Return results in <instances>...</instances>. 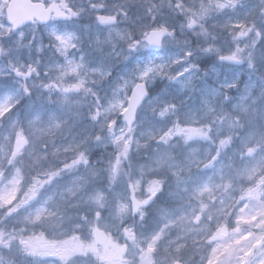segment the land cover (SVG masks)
<instances>
[{"label":"clouds","instance_id":"obj_1","mask_svg":"<svg viewBox=\"0 0 264 264\" xmlns=\"http://www.w3.org/2000/svg\"><path fill=\"white\" fill-rule=\"evenodd\" d=\"M69 2L78 15L56 21L71 26L65 30L75 35L70 48L58 50L50 38L53 21L36 24L34 41L0 30V68L22 61L27 50L29 62L40 61L46 73L22 99L24 111L16 108L6 119L19 120L25 135L22 177L38 181L37 192L44 189L53 205L35 229L21 217L6 222L23 199L0 213V264H34L22 241L40 232L47 239L74 238L79 250L57 256L61 264H199L198 241L206 237L165 223L163 214L182 203V185L205 170L212 175L214 161L233 172L251 157L264 162V0ZM50 3L67 10L64 0ZM99 14L112 19L101 23ZM159 28L165 29L161 45L151 49L162 54L129 66L150 49L145 34ZM237 49L238 62L221 58ZM158 57L164 67L140 75L138 65H159ZM205 58L210 63L202 66ZM68 59L78 70L62 76ZM74 82L82 86L66 93ZM24 188L29 196L32 184ZM5 203L0 200V207ZM231 212L228 207L219 223L226 224ZM174 229L184 237L179 244ZM157 233L158 242L152 240Z\"/></svg>","mask_w":264,"mask_h":264},{"label":"snow or ice","instance_id":"obj_2","mask_svg":"<svg viewBox=\"0 0 264 264\" xmlns=\"http://www.w3.org/2000/svg\"><path fill=\"white\" fill-rule=\"evenodd\" d=\"M64 4L66 11L58 4H51L50 0H32L33 14L21 23L12 17L9 0H0V30L12 29L11 35L18 41H22L25 35L30 36L34 41L37 23L70 19L78 15L69 0H64ZM111 19L112 17L108 15H98V21L104 24H107ZM49 28H51V24H49ZM164 33V28L146 33L144 37L146 47L158 48ZM49 36L58 46V50L70 48L75 39L73 33L54 28L49 31ZM41 49L42 45L38 46L37 50ZM238 51L237 49V51L221 58L229 63L238 62L240 59L237 55ZM157 59L161 61L159 65L154 60H148L143 65H138L140 75L149 76L160 71L164 67L163 58L158 57ZM39 64L38 60L24 62L17 58L8 68H0V88H8V78L14 80L16 84L14 90L0 92V129H4L3 132H0V169H3V174L0 175V200L6 202L5 207H0V213L12 209L13 205L23 199L22 207L10 211L6 222L11 221L14 217H21L26 223L30 222L33 229L39 227L41 222L48 218V212L53 208V205L45 199L44 189H39V193L37 192L38 181H33L31 177H22V170L18 165L25 135L19 120L6 118L14 112L25 96L33 94L37 88L36 80L46 76V73L39 68ZM78 67L71 59H68L67 67L63 69L61 75L63 76L64 72L76 73ZM41 86L47 88L55 85L42 84ZM81 86L82 82L71 83L69 87L65 88V92L70 93L72 89H78ZM125 111L128 109L126 108ZM5 123H7V128H4ZM177 130L183 131L179 125ZM216 163L214 161L208 165L212 169L211 176L201 174L198 178L187 182L186 185H182L180 192L182 203L177 208L165 212L163 221L165 223L175 221L184 229H195V235L206 237V242L198 241L202 244L199 264H264V167H262L264 162H255L254 157H251L247 164L235 172L230 167L220 166L217 168ZM5 164L8 165L7 168L4 167ZM258 168L260 171H257ZM142 179V176L138 178L136 185H139ZM26 183L32 184L29 196L24 195ZM129 192L130 194L134 193L135 188H130ZM217 192L221 195L209 206L211 197L216 196ZM9 197L12 199L7 202ZM139 204L140 202L137 201L138 206ZM224 205L231 207L232 212L227 223L220 224L219 217L228 211V207H224ZM210 215H213V220H209ZM193 218L198 223H193ZM204 224H208L211 230L202 229L201 225ZM54 231L49 232L48 235H54ZM173 231L179 244L184 237L179 234V229ZM73 239V237L47 239L45 233L40 232L22 243L26 252L33 255L34 264H43L47 258H54L52 264H61V260L56 259L57 256L63 257L65 254L79 250L73 247ZM160 239L159 233L152 236L153 241L158 242ZM96 243L99 241L97 240ZM15 245L16 242L12 241L9 250Z\"/></svg>","mask_w":264,"mask_h":264},{"label":"rangeland","instance_id":"obj_3","mask_svg":"<svg viewBox=\"0 0 264 264\" xmlns=\"http://www.w3.org/2000/svg\"><path fill=\"white\" fill-rule=\"evenodd\" d=\"M10 2V0H9ZM51 24V28H48V31L52 30L53 28L56 29V30H59V31H65V30H69L70 29V25H67L66 22L64 21H53V22H50ZM159 54H162L161 50L157 51V52H153L151 51L150 49L149 50H146L143 55H138V56H134L131 60V64L129 66H131L132 64H135V63H138L140 62L142 59H144L145 57H148V56H152V55H159ZM29 55L30 53L27 52V50H23V54L20 56V59L24 62H29ZM210 61L205 58L203 63H202V66H205L207 64H209ZM2 67V66H0ZM227 78H232L231 77V74H228V77ZM7 83H8V88L7 89H2L0 88V92H3V91H12L16 88V84H15V81L8 78L7 80ZM160 83L158 82L157 85L155 86L156 89L160 88ZM23 103V102H22ZM17 109H19L20 111H24V108L21 107V105H18L17 106ZM17 109L14 110L17 111ZM209 173L206 171L204 173H202V175H208ZM54 258H47L43 264H52V260Z\"/></svg>","mask_w":264,"mask_h":264},{"label":"water","instance_id":"obj_4","mask_svg":"<svg viewBox=\"0 0 264 264\" xmlns=\"http://www.w3.org/2000/svg\"><path fill=\"white\" fill-rule=\"evenodd\" d=\"M10 10L17 22H24L33 14L32 0H11Z\"/></svg>","mask_w":264,"mask_h":264}]
</instances>
